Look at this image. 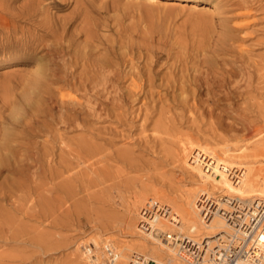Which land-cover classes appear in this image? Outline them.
Here are the masks:
<instances>
[{
  "label": "bare ground",
  "instance_id": "bare-ground-1",
  "mask_svg": "<svg viewBox=\"0 0 264 264\" xmlns=\"http://www.w3.org/2000/svg\"><path fill=\"white\" fill-rule=\"evenodd\" d=\"M15 1L18 0H0V55L8 53L9 57L22 55L30 58L41 51H45V54L36 57L42 63H38L40 66H36L31 72L30 79L26 82L27 88L18 102H12L8 97L11 90H8L9 83L15 82L11 80V76L6 75L9 69L0 71V74H5L2 75L5 83L0 91L3 98H0V121L4 125L13 124V127L2 126L3 132L0 130V240L17 245H31L34 248L36 246L37 251L43 253L49 252L47 249L54 245L64 243L62 239L63 242L55 244L46 232L31 235L29 228L15 214L9 213L2 201L9 202L13 210L19 211L21 205L16 204L19 199L16 192H38L33 185V176L36 170L47 171L48 177L53 181L48 189L59 192V207L52 210L53 215L59 209L61 214L68 212L69 210H61L64 202H60V199L64 201L62 196L77 193L78 182L76 181L77 185H72L73 180L79 179V176L84 180L87 174L83 176L80 171H71L85 164L89 174H93L89 180V177L85 178L89 182L88 187L93 183L92 186L97 187L99 192L97 195H101L99 197L92 193L95 195L92 198L104 199L107 194L109 196L115 193L124 206L122 217H106L105 226L119 228L123 236L137 235L134 239L118 238V243L107 237L77 241L75 249L77 253L80 252L79 264H128L134 252L156 264H184L180 259L199 261L201 256L200 262L203 264H230L229 257H233V264H264V59L250 61L249 57L246 59L241 54L240 57H233L235 62H240V69L219 71L218 67L214 71L212 66L226 61V58H183L179 63L181 67H176L177 72L158 78L159 82L149 68L135 69L133 65L125 73H101L98 70V60L99 63L91 64V72L82 74L79 70V75L70 76L69 79L68 72L65 69L63 72V67L69 64L67 66L71 68L73 62L69 59L67 62L64 58L67 53L65 45L62 41H57L59 44L47 43L48 37L53 35L54 40H60L67 21H57L43 13L40 14V19L37 8L30 4L32 1L14 8L11 4ZM134 1L145 6L198 14L201 17L195 20H201L200 26L207 25V28L212 25L211 19L218 14V7L215 4L212 6L208 1ZM250 13L251 11L242 7L239 17L246 20ZM19 21L37 26L41 33L35 34L28 28L25 30L24 26L17 23ZM249 24L238 26L242 28ZM60 29L62 32L58 34ZM222 29L224 37H229V29L224 26ZM247 34L246 31L245 35ZM27 40V43L20 44ZM223 50L228 52L229 48L223 47ZM59 57L62 59L61 63H58ZM202 63L207 65L211 74L208 79L203 77V73L208 70L203 72L197 68ZM188 64L192 66L193 74L185 68ZM125 82V85H119ZM114 84L118 85L117 88ZM63 87L91 90L96 104L92 106L94 108H91L90 114L96 116V119L87 118L89 113L84 110L81 98L62 93ZM159 90H163V93H159ZM202 94L207 95L206 100L202 99ZM240 98L244 100L242 105L236 101ZM140 100L143 103L139 104V111L136 112V109L135 113L128 105ZM141 104L144 106L143 110L140 108ZM56 108L58 113L55 112ZM39 116H43L42 119L45 120H38ZM224 116H233L239 125L236 128L224 125ZM184 127L186 129L182 130ZM132 129H139V132L134 135L131 133ZM67 130L84 131L87 134L66 136L64 131ZM39 131H44L48 138L38 147L35 146L33 137ZM124 137L134 139L137 147L143 145L161 155L159 163L166 165L168 169L179 170L185 182L166 176L164 172H157L156 167L152 165L153 169L150 162L135 155L132 149L121 147L124 146L121 143L120 146L115 144L117 138ZM126 141L128 142L127 139ZM35 147L38 149L35 150ZM57 167L60 168L59 171ZM4 171L12 177H1ZM131 171L138 174L135 172V176H129ZM56 179H60L59 182H54ZM85 184L82 190L86 189ZM85 192V196H89V191ZM38 194L39 199L52 197ZM46 200L44 201L47 203ZM72 204L75 205L74 202ZM48 206L43 208L44 211L48 210ZM64 208L67 209L66 206ZM73 211L69 212L73 214ZM76 214L78 215L77 212ZM75 215L73 218L77 219ZM43 222L49 225L48 222ZM60 225L58 228L62 226ZM33 231L35 232L34 229ZM173 234L180 236L177 239L179 241L176 236L172 237ZM164 237L174 240H169L168 243L171 244H167L162 241ZM17 253L18 251H1L0 264H29L35 256L32 253L27 256ZM19 254L23 255L20 261ZM48 260L51 261L50 258ZM64 261L62 262L65 263Z\"/></svg>",
  "mask_w": 264,
  "mask_h": 264
},
{
  "label": "rangeland",
  "instance_id": "rangeland-1",
  "mask_svg": "<svg viewBox=\"0 0 264 264\" xmlns=\"http://www.w3.org/2000/svg\"><path fill=\"white\" fill-rule=\"evenodd\" d=\"M33 1L34 0H18V1L12 2L11 6L14 8H17V6H20L24 2H30V4H33V6L35 5V7L37 8L39 12V15L43 13V15L53 17L57 21L61 20V22H64V19L65 21H67L66 28L63 30V32H62V29L57 31L58 34L62 32V34L60 35L61 36L60 40L59 39L54 40L55 36L53 35V37L51 36V37H48V39L46 38L48 41L46 42L48 44H57L58 42L60 43L62 41L61 43L65 45L66 52L68 54L66 53L64 58L65 60L69 59L71 63L73 62V66H71V68L67 66L69 64H66L65 65L66 67H63V70L65 69L66 73L68 72V75H69L68 78L70 76L72 77L73 75L77 76L81 72L82 74L83 72L84 74L85 72L89 73L87 71L91 72L92 70L91 64L99 63V62H100L99 63L100 66L98 67V70L101 73H109L111 71L113 72L120 71L121 73H125V70H127L132 65L135 69L146 70V68L147 69L149 68L151 73L154 74L156 79L158 80L157 82H159L158 78L161 79L163 78V76L165 77L168 75H172L173 73H176L177 71L175 70H178V68L176 67H181V64L179 66V63H180V60H182L183 58L190 59L192 57H199V58H204V57L222 58L224 57L226 58V61L224 62L220 61L218 65L212 66L213 70L214 68L215 70H218L220 68L219 71H221V69H227V70H233V71H235V69L236 70L240 69L241 67L240 62L239 61L235 62L233 57L235 56L240 57L241 54L246 59L250 58V61L255 60V59L258 60V58L264 59V42H263L264 41V0H259V1L258 0H197L198 2L208 1L212 6L215 4L218 7V14L211 19L210 23L212 25L210 23L208 24L209 26L210 25L212 26V27L211 26L209 27L210 29L206 27L207 25L200 26L201 20H197V21L195 20L201 17V16H198V14H194V13L188 14L186 12H182L181 10L172 9V8L165 9V7L145 6L143 4L137 3L134 0H35L36 2L34 3ZM36 5H39V6H36ZM242 7L251 11V13L248 15L246 20H242L243 18L239 17L240 16L239 11L241 10ZM40 10L42 11L41 13H40ZM40 17L41 15L39 16V18ZM245 21H248V22H245ZM17 23L22 27L24 26L23 28H25V30H27L28 28V30L30 29L29 30L30 32L33 31L35 32V34L41 33V30H39L37 26L36 27L32 26L31 24L26 23V21L24 22L19 21ZM244 23H248V24L251 23V24H249L246 27H244L243 25L242 27L243 29L240 28V26H238ZM222 26L229 29V32H228L229 37L227 38L224 37L223 35L224 31L222 29ZM246 31L248 33L247 34L248 36L245 35ZM27 42L28 40L26 42L22 41L20 44L23 45ZM223 47L229 48V51L228 52L224 51ZM44 54H45V51H41L38 53V55H44ZM38 55L37 56L34 55L33 57H30V58H25L22 55L16 56V57H13V56L9 57L8 53L5 55H2V54L0 55V71L9 69V71L6 72V75L9 77L11 76L10 78L12 81L15 80V82L9 83L8 90L10 89L11 90L9 91L10 96L8 97L10 101L12 102L20 101L18 99H20V95L27 88L26 82L27 80L30 79L31 72H33L42 63V62H39L38 59H36ZM46 58H48V56H46ZM46 58H44V60H46ZM61 62H62V59H60L59 57L58 63H61ZM144 62L146 63V65L143 66V64H145ZM38 63H40V65ZM189 66L190 65L188 64L186 65L185 68H188V72L190 73L192 72L193 74L194 73L192 70L193 68L192 66L190 67ZM142 67H144V69ZM197 68L199 70L201 69V71L203 72L208 70L207 65L205 63H202V65L199 64ZM65 70L63 72H65ZM79 70L81 72H79ZM2 75H5V74H0V84H1L0 91H2V85L3 83H5V81H3L5 80L4 76L2 78ZM209 76L211 77L209 70L203 73V77L204 78L206 77L205 79L210 78ZM125 84L126 82L124 84L120 83L119 85H125ZM114 86L117 88L118 85L116 86L114 84ZM86 89L75 90L73 87H68V88L63 87L61 92L64 94H68V95L70 93V96L77 97L78 99L81 98L80 101H82L83 103L82 105L84 107V110L89 113L87 115V118L91 120H95L96 116L94 117L92 115L93 116L92 117L90 114V111H91V108H94L92 106H95L96 99L91 95V90H89L88 88ZM159 93H163V90H159ZM0 98H1V95H0ZM1 99H0V103H2ZM202 99L206 100L207 95L202 94ZM261 99L262 98H260V100ZM141 101L142 100L136 101L133 104H130L128 106L129 108L132 107L134 109V111L132 110L133 112H135L136 109H137L136 112H138L139 104L143 103V101L142 102ZM236 101L239 102L238 104H241V105L244 104L243 98H240ZM131 105H133L134 107ZM140 108H142L143 110L144 108L143 104H141ZM58 111L59 110L56 108L55 112L58 113ZM8 112L9 111L7 110V113ZM42 117L43 116H39L38 120L39 119L40 121L41 120L43 121V119L45 120V118L42 119ZM155 118L156 116L153 119ZM234 120L235 118L233 116L223 117L224 125L230 126L231 128H236L239 125ZM2 126L13 127V124L11 125V124L5 123L4 125V123L0 121V130L3 132L4 128ZM181 129L185 130L186 128L184 127ZM10 130H12V128H10ZM64 132H65L64 135L73 136V137H75L76 134L77 135L87 134V132H84V131L67 130ZM138 132H139V129L138 130L132 129L131 131V133L134 135H136ZM47 138H48V135L44 131H39L33 137V141H35V146H38V147L41 146L43 142L45 143V140ZM124 138H117V140L115 141V144L118 146L123 144L124 146L121 145V147L132 149L135 155H137L138 157H140L141 159L145 161L147 160V162H150L151 167L153 169L154 167H156L155 170L158 169L156 170L157 172H160V171L162 173L164 172L163 174L166 176L174 177L175 180H178L179 182H183V183L185 182L184 176L182 175L181 172H179V170L175 171L170 168L168 169L166 165L159 163L161 155H157V153L144 148L143 145L137 147L135 144L136 141H134V139L131 140V138H125V139ZM126 139L128 140V142L126 141ZM38 147H35V150L38 149ZM156 162L158 163L156 164ZM88 163L89 161L87 162V164ZM79 166H80V170H79ZM79 166L76 167L78 169L75 168V170L71 172L80 171L83 176H86L87 174L85 178L89 177L87 178L88 180L90 179L91 176L93 177V174H89L90 173L89 170L88 169L86 170L85 164L84 165L81 164ZM59 169L60 168L57 167L58 171ZM82 169L84 170L82 171ZM135 172L131 171V174H128V175L135 176L136 173L138 174V172L136 173ZM7 176L12 177L10 173H8L7 171H4L1 177H7ZM48 176L49 174L47 171L40 172L36 170L33 176L34 178L33 185L36 186L38 192L41 193L43 197L44 195L52 196V197H49V198L44 197L45 199L44 198L39 199L38 192L32 193V194L16 192V195L19 196V199L17 200L16 204L19 203L21 205V207L20 205L19 207L22 211L24 209L26 210H24L23 212L20 209L19 211L13 210L9 202L7 203L6 201H2L3 206L9 213L13 215L15 214L16 216L15 215L14 216L29 228V230L31 231L30 232L31 235L33 234L35 235L40 232H46L50 240L54 242L55 244H57V242H60V243L63 242L62 239H64L65 242L59 245H54L53 246L54 249L49 248L47 249L49 250V252L46 251L47 252L46 253L44 251L45 253H43V252H38L39 250L38 248H36V246L34 248V246H31V245L30 246L23 245V244L21 245V243L20 244L18 243L19 245H17V243L16 244L13 242L7 243V242H3L2 240H0V252L1 251L2 252L3 251L4 252L18 251V253L21 252V254L25 256L30 255L32 253V255H35V256L31 259L29 264H45V262L46 264H60V263L62 264L63 263L62 261L64 260H65L64 261L65 263L63 264H69V263L79 264L78 254L80 252L77 253L75 247L80 241H84L85 239L90 240L92 237H95L98 239H100L101 237H107V239H113L114 242L118 243L121 237H124V238L127 237L128 239L130 238L134 239L136 237L137 234L135 236H131V235L123 236L122 231L119 228L112 227L111 225L105 226L104 221H106L107 219L106 217H110L111 215H114L120 218L122 217L124 206L120 203L119 199L116 198L115 193H112L111 195L109 194V196L107 194V197L104 198L106 201L102 198L99 199L101 195L100 196L97 195L99 194L97 187L92 186L93 183H90L91 185H89L88 187V183H89V182L87 183L88 180L85 178L83 180V177L81 178L80 176H79V179H81L82 181L77 178L78 180L76 179V180H73L74 182H72V185L74 183H75L74 185H77V182H78V185H77L78 189L76 188L77 193L74 195H66L64 197L62 196L64 201L60 199L61 200L60 202L62 203L64 202L63 205L65 204L64 206L62 205L61 210H66V211L69 210L70 212L71 210L72 211L76 210V211H73V214L70 213L69 211L68 212L64 211L61 214L59 212L60 210L59 209L56 211L57 213L55 212L53 215L52 210L56 209L57 206L59 207V199L57 198V195L59 196V192L55 193L54 190L48 189L49 187L51 188L52 182H53L50 180ZM180 178L182 179V181ZM59 180L60 179H56L54 180V182H59ZM83 182L84 184L86 183L85 186H87L84 188L86 189L89 188L88 190L86 189L85 190L83 189L84 191L82 190L83 185H84ZM48 183L51 185H49ZM43 185L45 186L43 187ZM46 190H49V191H46ZM81 191L83 192L89 191V194L87 193L89 195L87 196L88 199H86L87 197L85 196L86 192L83 193ZM80 192L82 193V195ZM92 193H95L96 196H99L98 197L99 201L92 198L93 196L95 197V195ZM61 194L62 193H60V196ZM67 196H70V197H67ZM79 197H81L82 199ZM111 197H112V201H110ZM68 198L69 199L72 198V199L69 200ZM46 199L48 200L47 203H49L50 206H48V204L44 201ZM66 199H68L69 201ZM76 200L82 201V203L77 202ZM102 200H104L105 202ZM73 202L75 205L73 204L71 205V203ZM46 204L48 206V210L44 211V209L47 208V206L45 208ZM65 206L67 207V209L64 208ZM49 207H51L50 208L51 210L49 209ZM73 207L75 209H72ZM40 210L43 212H41ZM12 211L15 213H12ZM76 212L78 213L79 216L76 214ZM32 213H34V215ZM47 213L49 214L47 215ZM43 214L44 216H46V219L48 221L45 220V217L43 216ZM70 214L72 218L76 214L75 217H77L78 220L76 218L72 219L70 217ZM40 215L42 217H40ZM54 216H57V217H54ZM50 217H53V218H50ZM38 218L39 220L40 219L41 220L39 221ZM59 219L62 220V222ZM75 219L76 221H74ZM50 220H52L53 223H51ZM67 220H70V221H67ZM43 221H45L46 223L48 222L49 225L44 224ZM54 223H57V225H55ZM60 223L62 226L64 225L65 226L62 227ZM70 224H74V225H70ZM54 225L56 227H54ZM59 225L61 227L58 228ZM68 225L71 227L70 229L68 228L69 227ZM33 229L35 230L36 233L33 231ZM43 230H46V231H43ZM52 234H55V235H52ZM70 234L72 236H70ZM99 235H102V236H99ZM56 236H59V237L61 236L62 238L60 239L59 237H56ZM64 236L66 238H63ZM67 239H69L70 241L69 240L67 241ZM85 241H88V240H85ZM162 241L166 243L164 238H162ZM167 244L169 243L167 242ZM65 245L67 247H63ZM57 246L58 247L60 246V248H57ZM32 249H36V250H33L34 251L33 252ZM50 250L52 252H50ZM37 253H40L41 255L43 254V256ZM23 255L19 254V257H20V258L18 257L19 261L21 259V256ZM36 257H40V258L36 259ZM48 257L50 258L51 261L48 260L49 259ZM58 259L60 261H58ZM67 260H69V262Z\"/></svg>",
  "mask_w": 264,
  "mask_h": 264
},
{
  "label": "built area",
  "instance_id": "built-area-1",
  "mask_svg": "<svg viewBox=\"0 0 264 264\" xmlns=\"http://www.w3.org/2000/svg\"><path fill=\"white\" fill-rule=\"evenodd\" d=\"M175 237L176 236V240L178 239V237H180L179 235L177 234H173L172 237ZM165 241L168 242L169 240H174L173 238H165ZM179 241V240H177ZM171 244V243H169ZM142 254H139V253H133V256H132V259L129 261L128 264H156L155 262H151L149 259H145L143 256H141ZM202 257V256H201ZM201 257H200V260H201ZM233 257H229V263L230 264H233ZM184 264H203L202 262H200V260L198 261V259H192V261H187V260H182L180 259ZM235 264V263H234Z\"/></svg>",
  "mask_w": 264,
  "mask_h": 264
}]
</instances>
